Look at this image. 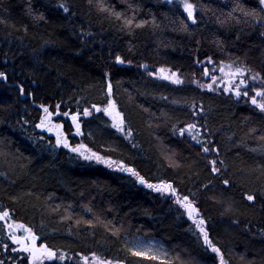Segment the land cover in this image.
Masks as SVG:
<instances>
[{
  "label": "trees",
  "instance_id": "1",
  "mask_svg": "<svg viewBox=\"0 0 264 264\" xmlns=\"http://www.w3.org/2000/svg\"><path fill=\"white\" fill-rule=\"evenodd\" d=\"M223 63L244 71L245 96L214 84ZM254 90L261 0H0V264H27L12 222L45 244L40 264H264ZM107 101L119 127L93 111ZM129 235L162 240L170 259L131 254Z\"/></svg>",
  "mask_w": 264,
  "mask_h": 264
},
{
  "label": "rangeland",
  "instance_id": "2",
  "mask_svg": "<svg viewBox=\"0 0 264 264\" xmlns=\"http://www.w3.org/2000/svg\"><path fill=\"white\" fill-rule=\"evenodd\" d=\"M264 7V4H262ZM167 76H171L173 75L172 72L170 71H164L162 70ZM161 72V71H160ZM214 84L217 85V83L220 85L222 84L223 88H225V90L231 92V90H236L237 92V96H241L243 94L246 93V91H244V87L247 85L246 82V78L244 76V71L237 67L234 66L232 64L229 63H223L220 66L219 69V74L217 76L216 79H214ZM154 89V88H153ZM259 93V95H258ZM252 97L255 98V100L257 101V103H263L264 102V95H262V93L259 90H254L253 94L251 95ZM108 102V101H107ZM107 103L103 104L102 106H100L101 109L104 108V106H106ZM110 112H107V116L108 119L110 121V124L114 127H119L121 125V121L118 117V115L116 114V112L113 109V104L110 105ZM88 113L87 115H84L85 117L88 116L91 113V110L88 109L84 112ZM81 117L82 115L78 114L76 121L73 122V129L78 127V130L75 131L76 133H80L79 128L81 125ZM60 130L63 131V129H61V127H59ZM172 198L178 203L180 204L182 207L184 206V204L182 203L181 198H179V196H175V195H171ZM10 227H11V231H13V234L10 236L12 242L16 245V247L23 253V257H28V251L34 247L37 246L36 241L34 239L33 236H31L29 230L27 228H25L24 226H22L20 223H16V222H12L10 223ZM21 236L20 238H23V244L20 241H17L15 238L18 237L17 233ZM125 243L127 245V249L131 254H134L136 256H140V257H151L157 260H169L170 259V252L167 248V246L165 245V243L156 238V237H152V236H140V235H129L125 238ZM25 244H29V247L26 248ZM46 248V247H45ZM44 248V249H45ZM48 256V251L44 250V252L40 253V252H36L32 254V263L31 264H40V260L43 259V257ZM77 260L79 258H76ZM109 262V261H106ZM102 261L96 260V259H92L90 262L88 261V264H101Z\"/></svg>",
  "mask_w": 264,
  "mask_h": 264
},
{
  "label": "water",
  "instance_id": "3",
  "mask_svg": "<svg viewBox=\"0 0 264 264\" xmlns=\"http://www.w3.org/2000/svg\"><path fill=\"white\" fill-rule=\"evenodd\" d=\"M156 73H157V71H156ZM160 77H162V75H160ZM232 93L234 95H237L236 90H232ZM253 100H255L254 97H251L249 99V102H250L251 105H256L259 110L264 109V103L263 104L262 103L256 104V100H255V103H253ZM107 108H108V106H106L104 108V112L106 111ZM58 113L59 112L57 110L54 112V114H58ZM47 115L49 117H52L53 116V113L52 112H47ZM68 117L71 118L72 115H69ZM37 127L42 129V127L40 125H37ZM53 133L54 132H52L50 130L48 131V134H53ZM54 136H55V141H54L55 142V145H57V146L61 145L62 147L69 148V149H75L76 148V147L68 146L67 145L68 144V141H62V140H60L59 135L54 134ZM81 148L84 149L85 146L84 145H81ZM94 156H96V155H94ZM128 173H129V171H128ZM137 183L138 184H143L144 186H149L148 183H143L141 178H137ZM182 200L185 201V202H187L188 201V197L187 196H183L182 197ZM185 210H186V214L188 215V217H191L192 218V217H197V215H198V210L196 208H192V204H187L185 206ZM201 221H203V223H201ZM199 222L202 225L204 224V220L203 219H199ZM199 229H201V228L199 227ZM202 238H203V240H205V235H202ZM38 248L39 249H44L45 248L44 247V244L40 243L38 247H33L32 250L29 251V257L27 259V264H31V261H32V253L35 252V251H37ZM223 264H225V262H223Z\"/></svg>",
  "mask_w": 264,
  "mask_h": 264
},
{
  "label": "snow or ice",
  "instance_id": "4",
  "mask_svg": "<svg viewBox=\"0 0 264 264\" xmlns=\"http://www.w3.org/2000/svg\"><path fill=\"white\" fill-rule=\"evenodd\" d=\"M261 3L264 4V0H261ZM187 9H191V5H187V6H186V10H187ZM189 16H191V11H189ZM118 59H119V58H118ZM258 95H259V93H258ZM253 103H255V100H253ZM45 111H47V109H45ZM87 114H88V113L86 112L85 115H87ZM73 119H75V117H74ZM65 146H66V145H65ZM205 151H207V149H205ZM149 187H152V186L149 185ZM248 199H249V200H252L253 197L249 196ZM7 215H8V213H4V216H7ZM201 223H203V221H201ZM201 231L203 232V229H201ZM205 240L207 241V235H206V233H205ZM213 251L218 252V249L213 248ZM49 255L51 256V254H49ZM222 264H223V261H222Z\"/></svg>",
  "mask_w": 264,
  "mask_h": 264
},
{
  "label": "bare ground",
  "instance_id": "5",
  "mask_svg": "<svg viewBox=\"0 0 264 264\" xmlns=\"http://www.w3.org/2000/svg\"><path fill=\"white\" fill-rule=\"evenodd\" d=\"M42 244H44V243L42 242ZM44 247H45V244H44Z\"/></svg>",
  "mask_w": 264,
  "mask_h": 264
},
{
  "label": "flooded vegetation",
  "instance_id": "6",
  "mask_svg": "<svg viewBox=\"0 0 264 264\" xmlns=\"http://www.w3.org/2000/svg\"><path fill=\"white\" fill-rule=\"evenodd\" d=\"M107 114V113H106ZM73 123V122H72ZM72 123H71V125H72ZM59 132V131H58ZM61 133V132H60Z\"/></svg>",
  "mask_w": 264,
  "mask_h": 264
}]
</instances>
